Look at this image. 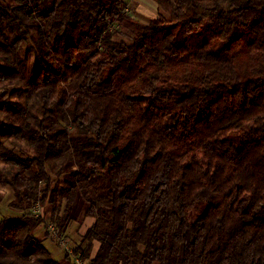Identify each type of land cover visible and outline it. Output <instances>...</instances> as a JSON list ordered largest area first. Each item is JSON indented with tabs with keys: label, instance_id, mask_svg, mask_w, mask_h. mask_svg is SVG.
I'll return each instance as SVG.
<instances>
[{
	"label": "trees",
	"instance_id": "obj_1",
	"mask_svg": "<svg viewBox=\"0 0 264 264\" xmlns=\"http://www.w3.org/2000/svg\"><path fill=\"white\" fill-rule=\"evenodd\" d=\"M128 1L0 0V264H264V0Z\"/></svg>",
	"mask_w": 264,
	"mask_h": 264
},
{
	"label": "rangeland",
	"instance_id": "obj_2",
	"mask_svg": "<svg viewBox=\"0 0 264 264\" xmlns=\"http://www.w3.org/2000/svg\"><path fill=\"white\" fill-rule=\"evenodd\" d=\"M128 2L130 4L129 6L130 12L132 11L135 15V18L137 19L147 20L150 18H154L158 15V7L153 0H129ZM11 197H12L11 194L6 190L4 193V201L0 205V221L4 217H14V215L17 214L14 211H12L8 206L9 205L8 202L10 201ZM39 209L43 211V215L40 218L45 220L48 217V215L44 212L46 208H44V210L43 208H35L34 213L37 214ZM93 223H94L93 219H87L82 225L76 223L71 224L68 230L69 239H67L68 241H66L67 248L73 249L74 247H76V245L80 243L81 235ZM47 227H48V223H47ZM47 227L43 228V231L41 229V233H40L41 237H45V235L48 234ZM48 238L51 239L50 236ZM50 239L45 241V246L47 247V249L51 251V253L54 254L55 258L61 260L64 254V250L57 248L56 244L52 243L53 240Z\"/></svg>",
	"mask_w": 264,
	"mask_h": 264
},
{
	"label": "built area",
	"instance_id": "obj_3",
	"mask_svg": "<svg viewBox=\"0 0 264 264\" xmlns=\"http://www.w3.org/2000/svg\"><path fill=\"white\" fill-rule=\"evenodd\" d=\"M42 215H43V211L39 209L36 216L41 217ZM47 228H48V233L54 240L58 242L59 246L62 249L67 248L66 239L60 234L58 228L54 224H49ZM77 264H86V263H84L82 260L77 259Z\"/></svg>",
	"mask_w": 264,
	"mask_h": 264
},
{
	"label": "crops",
	"instance_id": "obj_4",
	"mask_svg": "<svg viewBox=\"0 0 264 264\" xmlns=\"http://www.w3.org/2000/svg\"><path fill=\"white\" fill-rule=\"evenodd\" d=\"M92 225H93V224H91L88 228H90ZM88 228H87V229H88ZM87 229H86L85 231H87ZM40 233H41V232L39 231V237H40L41 239H43L44 237H41V236H40ZM47 240H48V239H47ZM50 240H51V239H50ZM52 243H53V241H52ZM53 244H54V243H53ZM55 249H56V248H55ZM56 251H57V250H56ZM59 251H60V250H59Z\"/></svg>",
	"mask_w": 264,
	"mask_h": 264
}]
</instances>
